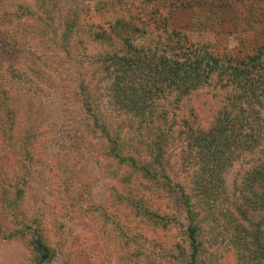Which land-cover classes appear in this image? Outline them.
I'll return each instance as SVG.
<instances>
[{"label": "rangeland", "instance_id": "obj_1", "mask_svg": "<svg viewBox=\"0 0 264 264\" xmlns=\"http://www.w3.org/2000/svg\"><path fill=\"white\" fill-rule=\"evenodd\" d=\"M55 1L60 14L81 8L94 12L91 4L96 3ZM20 4L33 12H39L41 5L35 0H0V69L15 70L14 129L26 126L25 109L30 105L37 134L33 140L24 138L31 143L18 149L9 147L0 133V179L10 177L15 188L23 187L18 215L26 217L31 229L38 224L43 239L55 248L48 264H264L262 256L241 248L238 239L244 234L252 237V221L257 217L241 222L232 196L233 180L246 171L253 154L241 150L221 172L223 191L215 203L220 207L218 217H207L191 248L178 194L166 187L164 178L160 177L162 185L150 183L151 189L144 184L134 188L102 168L97 156L99 132L74 96L79 79L90 81L102 96L99 107L105 108L102 74L81 63V56L66 55L55 45L50 48L45 28L34 31L31 18L19 12ZM129 12L137 15L141 10L134 7ZM144 12L151 23L165 24L169 32L192 33L213 55L230 60L264 43V0H152ZM257 99L264 105L263 95ZM193 105L192 114L185 116L199 126L200 112ZM260 108L264 111V106ZM121 112L113 111L112 122L123 119L124 129L137 133L133 119ZM133 147L141 153L140 144ZM177 150L175 146L167 150L163 171L178 180L194 178L179 170ZM189 183L191 188L193 182ZM128 191L134 201L141 197L137 207L123 199ZM153 191L155 195L148 197ZM19 225L15 220L0 221V264H28L27 246L14 232Z\"/></svg>", "mask_w": 264, "mask_h": 264}, {"label": "trees", "instance_id": "obj_2", "mask_svg": "<svg viewBox=\"0 0 264 264\" xmlns=\"http://www.w3.org/2000/svg\"><path fill=\"white\" fill-rule=\"evenodd\" d=\"M35 1L41 4L39 12L17 6L33 21L31 28L37 32L45 28L50 48L55 45L66 55L81 56V63L103 76L105 108L99 107L102 96L90 81L79 79L74 96L99 132L97 156L107 174L134 188L144 184L151 189L164 178L166 187L178 194L185 239L194 249L198 229L218 217L220 207L215 203L223 191L221 172L241 150H248L253 155L246 171L233 180L232 196L241 222H250L251 215L257 218L252 221V237L244 234L238 240L243 250L250 248L264 258V111L260 108L264 105L257 99L264 97V43L230 60L213 55L192 33L169 32L165 24L145 19L144 9L152 0H95L94 12L81 8L66 14L58 13L55 0ZM134 7L141 12L130 13ZM14 71L0 69V133L9 147L16 148L31 143L23 141L35 138L37 125L29 105L26 126L14 129ZM194 103L200 112L199 126L185 116L192 114ZM118 110L133 119L137 133L125 130L123 119L112 122L111 114ZM139 144L141 153L133 147ZM174 146L179 170L194 178L178 180L163 171L167 150ZM188 180L193 182L191 188ZM143 187H139L141 195ZM126 194L123 199L137 207L141 197L134 201L129 191ZM153 195L154 191L148 197ZM23 197V187L15 188L10 177L0 179V221H19L14 232L27 246L28 264H48L55 248L43 239L38 224L31 229L26 217L18 215Z\"/></svg>", "mask_w": 264, "mask_h": 264}]
</instances>
